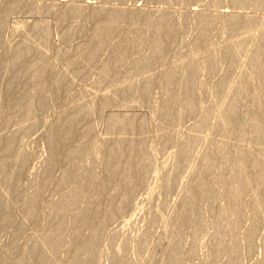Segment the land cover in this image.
Returning <instances> with one entry per match:
<instances>
[{"label":"bare ground","instance_id":"obj_1","mask_svg":"<svg viewBox=\"0 0 264 264\" xmlns=\"http://www.w3.org/2000/svg\"><path fill=\"white\" fill-rule=\"evenodd\" d=\"M180 1L186 4L190 0ZM220 2L221 0H211L209 4L217 6ZM229 3L233 4L231 6L235 5L234 7L249 6L250 8L251 6L252 8V6H257L255 9L264 6V0H229ZM14 6L15 3H12L9 8ZM105 10L106 8L95 7L89 11V14L101 17L102 21L95 24L89 38L80 47H77V51L81 55L80 58L68 60L65 63V69L74 78L82 77L95 60L97 53L108 42L110 35L116 30L122 29V35L117 41L111 42V47L122 46L119 47V50H115L116 52L112 51L114 52L113 55L101 64L96 79L98 82L105 83V85L108 84L110 89L106 93L101 91L100 94L98 93L97 96L91 99L73 101L74 103L56 119L54 129L47 136L48 141L53 143L76 139L73 146L71 145L72 147H69L63 153L66 164L58 182L60 189L63 186L65 188L67 182L70 185L64 196H60L59 201L51 207L50 217L46 219L44 227L35 235L36 237L32 243L21 251L15 260H1L0 264H53L54 256L64 251L66 241L69 238L77 237L81 241V246L79 244L78 248L72 250L70 248V251L65 252L62 256V262L64 264H90L97 252L100 232L107 220L111 216L122 213L127 205V198L130 196L133 184H135L131 176L134 173H141L146 166L151 164L155 155L154 144L148 142L146 137L139 136V134H142L140 132L142 128L138 134L139 138L128 135L130 130L134 131V129L142 127L144 123L142 120H138V117L135 118V115L109 113L106 125L109 133H114V135L100 137H95L93 134L96 120L92 121L91 117L101 115L104 109L116 101L118 97H122L123 101L120 102L125 104L133 102L135 98H139L137 103L145 104L150 90V81H146L148 79L139 87L140 84L138 83L140 82L126 81L115 84L112 82L114 78L112 75L116 74L118 67L127 62L128 59H132V68L134 69H144L155 61H161L165 57L166 50L170 48L168 41L175 29L171 23V16L169 12L159 11L152 18L150 13L138 10L128 26L123 28L130 11L123 8ZM70 12L76 16H84L81 7L71 8L66 5L60 11L61 18L59 22L64 21ZM215 15V13L198 12L197 40L193 44L192 50H189L191 52L188 55L186 54L187 56L165 69L159 82L164 95L158 108L162 115L160 116L167 118L171 123L180 122L183 113L199 116L200 118L193 124V131L202 130L208 124L213 133H220L224 137L222 140H209L210 138L201 137L199 134L198 136L196 133L190 132L178 145V153L175 155L179 164L191 155L194 165L199 166L200 171L197 172L192 166H189V173L180 179L183 187L181 189L182 197L179 202V211L168 223L169 225L165 226L163 233L168 238V234L180 228L183 223H189L195 231L201 228L204 223H195L193 219L201 213L203 202L208 195L210 198V202H208L209 209L214 213L213 218H215L212 222L216 228L215 241L213 245L210 244L212 247L210 255L212 258L220 255L224 258L223 255L232 256L234 254L233 249L238 247L237 238L233 237L231 239L230 237L231 242H226V245H223V239L226 236L225 234L236 230L235 228L242 221L244 207H249L255 216L253 225L247 229L243 236L244 244L246 243L248 249L253 247L259 235L260 221L258 216L264 209V18L260 17L262 20H257L253 15L239 14L236 11L228 13V29L230 31L231 29H237L240 33L232 36L237 35V39L234 38L235 40L232 41L231 37L225 48L224 52L228 56L225 72L226 70L228 72L232 67L237 71L228 76V80L221 77L222 79L218 82L217 88L221 91L218 89L217 92L221 95L215 94L216 97L220 95L221 100L219 99L218 107H213L216 110L211 109L214 111L213 122L210 119L211 123H209V120L206 123L207 116L205 113L207 114L210 109L205 110L204 113L199 105L191 102V78L188 74L196 65V51L199 50V46L209 30L210 23L215 19ZM43 24L36 22L33 25V36L34 39L38 37L46 42L50 31L47 29L48 26L46 27ZM77 24L64 30L63 37L79 32L80 29ZM176 24H179L178 19ZM252 29L254 32H252ZM143 46H146V52L141 53L140 49ZM31 49L32 45L27 41L13 45L10 50L7 49L9 54L1 63L5 70L0 72V81L3 71H9L10 75L2 86L5 91L3 93H1L0 82V101L1 96H6L10 89L20 83L39 77L38 71L42 66L44 56L40 51L29 59ZM239 53L242 56H238ZM228 73L226 74L228 75ZM51 85L56 86V83L51 80ZM42 88V84H37L31 91L17 96L10 106L13 110V116L20 115L23 117L22 120L25 121L36 114L44 99ZM104 88L102 89L104 90ZM211 115L210 118H212ZM242 117H244V120H242ZM96 118H100V116ZM160 123L162 124V122ZM235 137L238 141L231 144L232 138ZM167 139H170L169 135L165 140ZM197 140L202 142V145L197 152L191 154L190 149ZM18 141V138L14 136L7 138V140L0 139V208L3 203L11 201L12 196L6 197L4 190L16 187L11 172L13 169L20 167L25 159L24 153L17 149ZM49 156V160L53 159L51 155ZM10 157L12 159H9ZM75 160H78V162H75ZM46 164L48 165L47 162L45 166ZM9 167L12 169L9 170ZM47 167L50 168V165L45 167L46 170ZM43 170L45 171V169ZM140 179H142V176ZM31 182L36 183L35 180H31ZM109 183H113V192L105 193L104 189ZM169 184L167 182L166 186ZM38 188L27 194V205L23 208L24 214H22L26 220H33L35 217L40 194ZM246 188L250 189L252 193L247 202L242 198ZM92 192H94V196L90 195ZM72 206L75 207L72 208ZM95 217L98 219L90 227V231L79 236L81 229L87 226L91 219ZM21 226L22 223L19 222L18 230ZM144 234L145 231L139 234L140 239L144 238ZM13 241L11 242L12 245ZM177 241L168 240L162 253L164 259L160 264H182L181 257L183 256L181 255L186 249L176 250ZM261 244L263 246V256L259 264H264V233L261 237ZM190 253L192 254L193 250ZM233 257L231 258L233 259ZM210 261L207 260L208 263ZM111 264H118L116 256L112 258Z\"/></svg>","mask_w":264,"mask_h":264},{"label":"rangeland","instance_id":"obj_2","mask_svg":"<svg viewBox=\"0 0 264 264\" xmlns=\"http://www.w3.org/2000/svg\"><path fill=\"white\" fill-rule=\"evenodd\" d=\"M209 1L211 0H190L185 4L180 0H0V72L5 70L1 63L8 57V50L13 45L23 41L30 42L32 45L29 59L40 51L44 56L42 66L38 71L39 77L20 83L18 86L12 88L13 90L10 89L11 92L8 91L6 96H1L0 139L7 140V138L13 136L18 138L17 149L24 153L25 159L20 167L13 169L11 172L16 187L4 190L5 196H12V199L10 202L3 203L0 208V261L15 260L19 253L32 243L36 237L35 235L44 227L46 219L50 217L51 207L64 196L70 185L67 182L65 184L66 187L64 188L63 186L61 190L58 182L66 164L63 153L73 146L76 139L63 142H49L47 136L54 129L56 119L74 102L94 98L101 91L106 93L110 89L108 84L105 85V83L98 82L96 79L101 64L106 62L109 56H112L122 46L111 47V42L117 41L122 35V29L116 30L110 35L108 42L97 53L95 60L82 77L74 78L65 69V63L68 60L80 58L81 55L77 51V47H80L89 38L95 24L102 21L101 17L93 16L89 14V11L95 7H101L106 8L105 11L111 8L129 10L130 13L125 20L123 28L128 26V23L134 18L138 10L150 13L152 18L156 12H169L172 19L171 23L175 29L168 41L170 48L166 50L165 57L161 61H155L144 69H134L132 68V59H128L127 62L122 63L118 67L116 74L112 75L114 76L112 82L115 84H121V82L124 83L126 81L140 82L138 83L140 84L139 87L148 79L146 81H150V90L145 104L141 105L137 103L139 98H135V102L125 104L124 102H120L121 100L123 101L122 97H118L116 101L104 109L101 115H98L100 118H96L98 117L97 115L96 117H91L92 121L96 120L93 134L95 137H100L114 135V133H109L106 125L109 113L135 115V118L138 117L137 119L142 120L144 123L142 127L136 128L134 131L130 130L128 135L137 136V138L140 135H142L140 137H146L148 142L154 144L155 155L153 157L154 160L152 159L153 163L151 162L150 165L146 166L141 173H134L131 176L135 184H133L130 196L127 198V205L122 213L111 216L107 220L100 232L97 252L90 264H111L112 258H115V256L118 264H160L164 259L162 253L167 246L168 240H178L175 247L176 250L186 249L181 255L183 256L181 257L182 264H207L210 260L208 264H259L263 256L261 237L264 233V209L258 216L260 221L259 235L252 248H247L243 237L244 233L255 221L254 212L249 207H244L243 219L235 228L236 230L225 234L223 245H226V242H231L230 237L231 239L233 237L238 239V247L233 249L232 252L234 254L232 256L223 255V258L220 255L212 258L210 255L212 252L211 245L215 241L216 228L213 223L215 220L213 218L214 213L210 211L208 205V202H210L208 195L203 202L201 213L193 219L195 223H204L201 228L195 231L189 223H183L180 228L170 232L168 238L163 235L165 228L169 225L168 223L179 211V202L182 197L181 189L183 187L180 179L189 173V166H192L197 172L200 171L199 166L194 165L191 155L189 156L190 158L188 157L183 163L179 164L176 156L178 145L190 132L199 134L201 137L210 138L209 140H222L224 137L220 133H213L209 129L208 124L202 130L193 131V124L200 118L199 116L183 113L181 121L172 122L173 124L167 118H162L158 108L159 102H161L164 95L163 89L159 84L160 79H162L164 71L168 66L178 62L179 59H183V57L191 52L189 50H192L191 48L198 37V12L215 13V19L210 23L209 30L200 44L199 50L196 51V65L188 74L191 78V102L199 105L204 113L205 110L210 109V112L205 113L207 116L206 123H208V120L211 123L210 119L213 122L214 111L212 110L216 108L215 106L218 107L217 104L221 100L219 98L221 93L217 92L219 89L217 88V84L222 78L228 80V76L237 71L232 67L228 70L229 73L227 70L225 72V65L228 60V56L224 52L225 48L228 45L227 43L230 42L231 37L236 33L238 35L240 33L237 29H231V31L228 29L227 15L229 12L236 11L239 14L253 15L257 20L264 18L263 5H260L261 8L258 9H255L257 6H252L254 8L252 9L251 6L250 8L249 6H231L233 4H230L229 0H221L217 6H212L209 4ZM12 3H15V6L18 4V6L9 8ZM66 5L71 8L81 7L84 16H76L70 12L64 21L59 22L61 18L60 11ZM80 17L82 18L80 19ZM177 19L179 20L178 25L176 24ZM36 22L42 24L45 22L43 25L48 26L47 29L50 32L46 42L40 40L37 36L35 37L38 39H34L33 25ZM76 23H78L80 31L64 38V30ZM253 29L252 32L255 30ZM234 38L237 39V35L232 37L231 40L233 41ZM57 50L60 52L58 51V53ZM140 50L141 53L146 52V46L141 47ZM238 56L242 55L239 53ZM5 72L3 71L1 74V93L5 92L2 86L10 75L9 71ZM51 80L56 83V86L51 85ZM37 84H42V94L44 97L37 113L28 118V120L24 119L25 121L22 120L23 117L20 115L13 116V110L10 107L12 102L17 96L31 91ZM98 88L101 90L99 91ZM215 93L220 95L216 97L218 94L216 95ZM210 115L212 118H210ZM242 120H244V117H242ZM139 131L142 134H139ZM168 135L170 139L165 140ZM232 139H229L230 141L232 140L231 144L238 141L236 137ZM201 145L202 142L197 140L190 149L191 154L195 151L197 152ZM49 155L53 159L49 160ZM9 159H12V157ZM46 162L50 165V168L47 167L49 172L45 168L48 166L47 164L45 166ZM75 162H78V160H75ZM10 169L12 168L9 167ZM141 176L142 179H140ZM31 180H35L36 183H32ZM167 182L170 184L166 186ZM35 188H38L40 193L35 210L36 214L33 220H26L24 215H22L24 214L23 208L27 205L26 198L28 192H32ZM104 192L112 193L113 183H109L105 187ZM90 195L94 196L95 194L92 192ZM251 195V190L246 188L242 194V198L247 202L251 198ZM97 219V217L92 218L87 226L81 229L79 236L87 234ZM19 222L22 223L20 230H18ZM144 231V238L140 239L141 236L139 234ZM77 238L78 240H76ZM77 238H69L66 241L64 251L54 256L53 264H64L62 262L64 253L70 251V248L71 250L78 248L79 244L81 246V241L79 237ZM12 241L13 245L11 244ZM191 250H193L192 254L190 253ZM194 253H196L195 256ZM231 257L236 261L234 262Z\"/></svg>","mask_w":264,"mask_h":264}]
</instances>
